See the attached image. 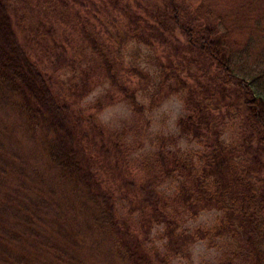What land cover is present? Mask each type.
<instances>
[{"label": "trees", "instance_id": "trees-1", "mask_svg": "<svg viewBox=\"0 0 264 264\" xmlns=\"http://www.w3.org/2000/svg\"><path fill=\"white\" fill-rule=\"evenodd\" d=\"M244 1L225 13L217 0H43L56 10L49 18L38 1L0 0V101L71 188L88 213L89 232L113 259L193 264L192 246L205 241L222 248L213 264H264V18L248 13L256 0ZM131 42L158 67L151 98L182 94L185 113L176 125L201 146L196 159L164 137L135 155L139 143L128 136L140 140L144 132L137 92L151 76L125 63L123 47ZM53 52L76 69L70 86L48 64L56 66ZM97 86L103 94L83 105ZM119 101L130 106L135 132L108 129L98 118ZM228 125L236 134L230 141L223 138ZM9 204L18 206L12 221L24 233L8 225L3 207L0 264H69L75 249L63 225L56 223V250L38 238V204ZM209 210L220 213L214 227L186 226ZM154 227L161 230L158 246L147 240Z\"/></svg>", "mask_w": 264, "mask_h": 264}, {"label": "rangeland", "instance_id": "rangeland-1", "mask_svg": "<svg viewBox=\"0 0 264 264\" xmlns=\"http://www.w3.org/2000/svg\"><path fill=\"white\" fill-rule=\"evenodd\" d=\"M35 1H38L36 7L40 9L41 13L49 14V18L56 15L55 8H51V6L49 8L43 0ZM217 1L220 2L223 7L222 12L225 13L227 11L232 12L235 6L245 2L244 0ZM248 9L251 8H246V10ZM218 10L220 11V7ZM256 11H260L261 18H264V0H256L255 5L248 13L253 15ZM20 13L22 15V11ZM262 25L264 26V21ZM239 30L237 31V33H240L238 34V38L243 41L247 38V34L245 31ZM259 39L258 37L255 39L253 51L260 47L261 42H259ZM149 53L145 47L134 42L128 43L123 47L125 63L138 65L141 69L149 72L151 76L146 88L140 89L137 92V101L144 105V119L146 121L144 129H142L144 132L140 139L141 144L137 138L128 136L129 140L135 139L136 143H139V150L135 155L139 156L142 152L154 149L158 140L157 138L164 137L165 141H172L169 144L172 149L196 159L197 153L202 149L201 146L195 140L180 134L176 125L177 119L185 113L182 94L179 92L170 93L162 99L158 95L155 100L151 98L154 91L153 88H155L158 81V67L155 63H152ZM56 55L57 53L54 52L50 55L51 59L55 61L56 66L50 61L48 64L56 68L54 72L58 73L59 79L66 86H70L71 81H75L76 79L77 71L75 68H71V65H65L67 62L63 63L64 55L60 56L59 59ZM103 92L104 87L97 86L88 93L83 99L82 104L87 105L92 103ZM97 116L108 129H121L123 126H128L129 128H133L132 132H135L139 128L138 123L133 119L130 106L124 101L116 102L104 108L97 113ZM235 135L234 128L228 125L223 138L230 141ZM167 137L169 140L166 139ZM0 165L4 167L3 171L0 169V210L3 207L7 208L9 212L2 215L9 220L8 225L18 231L19 234H23L24 229L20 226L18 230L12 221V215L15 214L14 210L18 206H11L9 201H12L16 205L21 204V206L25 204L28 207L33 204L39 205V217L43 218L41 219V224L35 226L38 238L44 239L42 243L54 245L57 247L56 250L62 246V240L55 234V229L58 227L56 223L63 225L64 230L61 231L67 236L72 237L71 246L75 249V252L71 250V253L68 252L70 259L68 257L65 258V261L69 259L67 263L78 264L74 259H77L79 256H76V254L80 253L82 254L80 257L84 262L80 257L78 259L83 262L82 264H125L115 258L113 259L109 254L108 245L99 241L95 232L94 234L89 232L88 213L82 208L80 201L70 192L71 188L68 184L60 180L55 170L48 165L39 147L29 141L23 124L18 120L15 112L10 111L1 101ZM167 187H170V185ZM9 207L14 208L8 209ZM120 208V212H127L124 202L121 203ZM219 218L220 213L215 210L203 211L195 220L189 221L186 226L188 228H212L218 223ZM160 232L161 230L157 227L151 229L147 238L150 244L156 246L161 244L159 239ZM40 250L43 251L44 247H41ZM221 251V246L210 247L205 241L198 242L191 248V261L193 264H213L221 254ZM171 264H186V261L178 258Z\"/></svg>", "mask_w": 264, "mask_h": 264}]
</instances>
